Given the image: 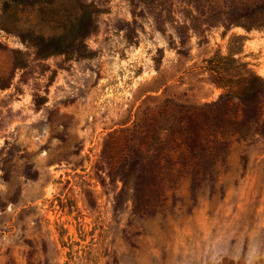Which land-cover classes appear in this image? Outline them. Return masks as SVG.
Listing matches in <instances>:
<instances>
[{
	"label": "rangeland",
	"instance_id": "374dc122",
	"mask_svg": "<svg viewBox=\"0 0 264 264\" xmlns=\"http://www.w3.org/2000/svg\"><path fill=\"white\" fill-rule=\"evenodd\" d=\"M229 1L201 0L205 25L185 0H0V264H264V95L204 106L215 53L264 78V30L222 24ZM80 3L91 55L18 36Z\"/></svg>",
	"mask_w": 264,
	"mask_h": 264
},
{
	"label": "trees",
	"instance_id": "16d2710c",
	"mask_svg": "<svg viewBox=\"0 0 264 264\" xmlns=\"http://www.w3.org/2000/svg\"><path fill=\"white\" fill-rule=\"evenodd\" d=\"M26 4H34L39 0H17ZM193 10L203 16L205 25L211 24L208 13L202 12L198 5L201 0H185ZM81 12L75 23L64 34L45 37L41 34L31 32L19 33L22 42H27L35 48L38 57H47L53 54H66L77 52L80 56H89L92 51L84 45V38L93 33L96 28L94 14L98 11L93 4H79ZM225 7L216 14L218 20L227 26H238L245 31L251 29L264 30V0H242L239 2H228ZM189 12H191L189 10ZM191 17H194L190 13ZM196 17V16H195ZM192 20V19H189ZM190 22V21H189ZM190 26V25H189ZM196 30L194 24L190 27ZM14 65L19 66L16 61ZM208 70L212 74V82L220 88L225 89L219 94L216 101L206 103L204 106H222L224 100L237 99L244 104H250L255 99L264 95V78L247 66L246 62H240L233 57V53L220 55L215 53L207 60Z\"/></svg>",
	"mask_w": 264,
	"mask_h": 264
}]
</instances>
